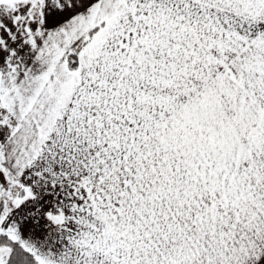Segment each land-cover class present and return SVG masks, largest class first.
I'll list each match as a JSON object with an SVG mask.
<instances>
[{
  "label": "snow or ice",
  "instance_id": "6c2138e0",
  "mask_svg": "<svg viewBox=\"0 0 264 264\" xmlns=\"http://www.w3.org/2000/svg\"><path fill=\"white\" fill-rule=\"evenodd\" d=\"M0 264H264V0H0Z\"/></svg>",
  "mask_w": 264,
  "mask_h": 264
}]
</instances>
